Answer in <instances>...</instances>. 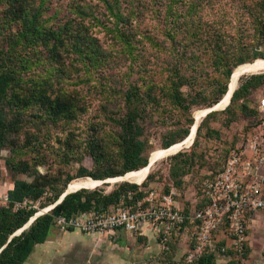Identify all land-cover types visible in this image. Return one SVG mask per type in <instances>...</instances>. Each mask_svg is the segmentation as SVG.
Masks as SVG:
<instances>
[{"label":"trees","instance_id":"obj_1","mask_svg":"<svg viewBox=\"0 0 264 264\" xmlns=\"http://www.w3.org/2000/svg\"><path fill=\"white\" fill-rule=\"evenodd\" d=\"M14 1L20 6L17 12L10 6L14 14L9 13L7 23L18 25L15 36L29 46L19 52L12 46L7 50V59L2 58L0 155L9 135L31 122L37 126L39 119H49L67 124L95 112L105 127L113 124L119 131L110 137L111 142L96 140L89 144L86 152L103 165L111 166L112 158L120 160L124 169L120 173L96 174L81 167L77 178L113 179L148 166L146 145L141 140L146 115L165 105L189 116V126L180 138L167 142L165 149L184 141L195 123L192 111L213 108L228 92L229 86L227 89L222 85L209 94L204 88L208 73L231 81L234 68L245 62L239 51L246 47L257 57V47H264V0H97L95 8L80 13L79 21L70 17L45 19L43 10L49 6V0H40L37 7L29 0ZM148 45L163 53L160 66L150 72L136 63L125 72L118 68L126 57L138 62L141 52L149 53ZM261 86L263 72L247 78L235 91L232 102L247 98ZM184 87L189 88L187 92ZM225 113L231 117L230 124L239 117L251 121L256 112L243 104L238 108L230 106ZM214 115L212 112L208 116ZM201 130L199 127L198 143L205 139ZM254 132L246 130L243 136ZM244 140L242 137L238 143L217 149L218 158L211 153L198 154L196 147L180 152L168 161L164 178L149 174L142 185L166 181L169 187L182 188L190 178L202 197L201 186L209 178L207 173L213 174L211 178L218 175ZM13 168L26 171L22 165ZM138 190L137 185L129 182H123L109 194L87 195L88 189L84 188L67 195L62 203L9 241L38 213L34 205L24 204L36 203L47 195L46 185L16 179L8 191L7 205L0 206V264H24L35 246L46 242L57 216L109 208L120 203L122 196L136 194ZM62 194L64 190L55 200ZM201 207L199 204L197 209ZM230 255L229 264H238L237 254ZM215 258L205 256L198 264H212Z\"/></svg>","mask_w":264,"mask_h":264},{"label":"rangeland","instance_id":"obj_2","mask_svg":"<svg viewBox=\"0 0 264 264\" xmlns=\"http://www.w3.org/2000/svg\"><path fill=\"white\" fill-rule=\"evenodd\" d=\"M29 1L33 4L35 3L36 7L41 2L40 0ZM49 2V6L43 10L44 18L49 19L52 16L53 21L63 19L64 17H70L73 20L79 21L80 13L83 10H89L98 5L97 0H49ZM11 5L14 6L12 11L17 12L18 6H20L19 2L14 0H0V68H3L2 58L7 59L8 48L14 46L16 52H19L21 49L27 50L28 48L26 46H29L25 44L23 40H20L15 36V32L18 30V25H9V23H7L9 13L11 16L14 14L10 12ZM53 21L51 23H53ZM99 36L102 39L104 38V34L102 33ZM147 48L146 52H149L147 55L139 52L140 56L138 57V62H134L132 57H126V61L120 63L118 68L125 72L132 66V64L136 63L137 67L146 66L144 67L146 72H150L152 69L160 66L163 53L161 52L162 54H160L159 52H156L151 49L149 45ZM245 49L246 50L239 51L242 52L241 57L244 56L243 61L245 62L238 66L254 63L257 60H264V47H257V52H260V56L257 57L252 50H248L246 47ZM30 50L31 52H34L33 49ZM139 63H141V65H139ZM238 66L234 68V70L237 69ZM252 75L254 74H244L240 78L237 89ZM215 76V74L209 72L204 79V88L209 94L217 92L222 85H225L228 89L230 79H224L222 76L217 78ZM188 89L189 88L184 87L183 91L187 92ZM263 99L264 86H261L252 90L247 98L244 97L235 102H232L231 99V103L226 108L215 111L214 116L207 115L203 117L199 123V127L202 128L200 135L205 139H201L198 143V136L196 134L193 143L189 147H184L181 151L175 154L158 158L152 167L150 174L160 175L164 178L165 174H168L166 172L168 161L180 152H190L197 148L198 154L211 153L213 158H218L219 156L215 153L216 150L219 148L224 149L227 144L234 143L235 141L238 143L246 130L248 132H254L257 128L259 133H264V112L260 111V102ZM243 104H247L251 110L256 112L252 115L253 118L251 121L239 117L238 119H232V123L229 124L231 117L225 115L227 109L230 106L238 108V106H242ZM205 109L211 108L201 107L195 108L192 111L191 116L194 121L195 113ZM39 114L42 116L41 112ZM95 115H97L95 112H91L82 117L80 116L76 121L67 124L63 122L54 123L49 119H39L37 126H34L33 122H31L29 123L31 125H26V127L19 132L10 134L0 155V206L7 205L8 191L13 188V183L16 179H22L28 182L38 181L39 183L46 185V196L36 203L26 202L24 204V206L30 204L34 205V207L38 209V213H41L43 210H48V208L60 200H55L58 193H61L63 190L65 193L67 189H69L73 180L80 179L77 177L81 167H85L89 172H94L96 174L122 172L124 169L122 161L112 158L111 166L103 165L104 163L101 162L96 163L92 156L86 152V148L89 144L96 140L106 143L111 142L110 137L115 136L119 131V128L113 124H107L105 127ZM188 119L189 116L187 114H183L172 106L165 105L164 107H161L158 112H148L144 123V132L141 137V140H143L146 145L145 157L148 158V162L153 154L166 150L165 145L167 142L171 139L177 140L180 138L182 131L189 126ZM192 128L193 126H191V131ZM257 130H255V132ZM219 137L221 138L220 140H218ZM21 165L26 171H20L13 168V166ZM71 179L73 180L70 181ZM123 182L87 188V195L92 194L93 192L109 194L117 189V187ZM129 183L137 185L138 187L143 186V183ZM186 183L192 184L190 178H187ZM155 187L161 189L164 193L170 192L165 191L166 187L171 190V186L169 187L166 181L155 182ZM81 190L73 191L70 194H75L78 191L81 192ZM128 194L122 196L120 202H123L126 205H132L135 201L142 200L147 196V192L143 189L137 191V193L134 194L136 197H133V199H129L127 197ZM190 195L191 197H194L193 193ZM54 228L55 226L53 229Z\"/></svg>","mask_w":264,"mask_h":264},{"label":"built area","instance_id":"obj_3","mask_svg":"<svg viewBox=\"0 0 264 264\" xmlns=\"http://www.w3.org/2000/svg\"><path fill=\"white\" fill-rule=\"evenodd\" d=\"M260 111L264 112V99ZM242 137L245 142L231 153L223 170L213 178L207 173L209 178L201 186L202 207L191 214L175 205L173 191L152 192L132 205L120 202L109 208L59 215L55 226L61 232L102 237L118 230L136 232L141 223H149L157 230L165 252L186 236L188 249L180 264H198L208 255L231 261L230 252L239 261L247 254L249 218L264 211V133L257 130ZM127 197L133 199L134 194Z\"/></svg>","mask_w":264,"mask_h":264},{"label":"crops","instance_id":"obj_4","mask_svg":"<svg viewBox=\"0 0 264 264\" xmlns=\"http://www.w3.org/2000/svg\"><path fill=\"white\" fill-rule=\"evenodd\" d=\"M142 189L148 195L165 194L155 187V182L138 191ZM171 191L175 205L185 212L194 211L202 201L194 183L185 182L182 188L171 185ZM186 241V236L178 238L165 252L157 230L149 223H141L136 232L118 230L102 237L79 231L61 232L55 226L24 264H180L188 249ZM215 257L212 264L230 262L227 257ZM238 264H264V211L249 218L247 254L239 258Z\"/></svg>","mask_w":264,"mask_h":264},{"label":"bare ground","instance_id":"obj_5","mask_svg":"<svg viewBox=\"0 0 264 264\" xmlns=\"http://www.w3.org/2000/svg\"><path fill=\"white\" fill-rule=\"evenodd\" d=\"M262 72H264V60H257L254 63L244 64V65L238 66V68L235 69L233 72L227 94L224 96V98L217 105L218 110L224 109L229 105V103L232 99V94L234 91H236L238 84H239V81H240V78L244 74H256V73H262ZM208 111H209V109H205V110H200V111L196 112L195 113V123L193 125L192 134L189 135L184 141L179 142V143L173 145L172 147H170L166 150H162V151H159V152L153 154L149 163H154L158 158H163V157H166L168 155L175 154V153L181 151L184 147H189L195 139L196 127L199 125L201 119L203 117H205V115ZM151 169H149V165H148V166H146V167H144L138 171L128 173V174L121 176V177L109 179V181H110L109 184H114L116 182H123V181L141 184L146 180L147 176L151 172ZM102 185H104V184H102ZM102 185H100L98 182H95L91 178H80V179L73 180L69 186V189H67V191L69 193H71L73 191L75 192V191L81 190L83 188H93V187L102 186ZM48 210H49V208H48Z\"/></svg>","mask_w":264,"mask_h":264},{"label":"water","instance_id":"obj_6","mask_svg":"<svg viewBox=\"0 0 264 264\" xmlns=\"http://www.w3.org/2000/svg\"><path fill=\"white\" fill-rule=\"evenodd\" d=\"M256 74H259V73H256ZM234 93H235V91L233 92L232 97H233ZM230 103H231V101H230ZM230 103H229V104H230ZM217 105H218V104H217ZM217 105H215L213 108L209 109V111L206 113L205 116L209 115V114L212 113V112L217 111V110H218ZM198 128H199V125L196 127V130H195V136H196V134H197ZM192 132H193V128H192L191 134H192ZM191 134H190V135H191ZM155 163H156V161H155L154 163H149V169H151V168L154 166ZM147 177H148V176H147ZM91 179H92V178H91ZM93 180H94V179H93ZM94 181H95V182H98L100 185H102V184L105 185V184H109V183H110L109 179H107V180H94ZM116 183H117V182H116ZM69 194H70V193H69L68 191H66V192L61 196L60 200H59L56 204H54L53 206H51V207L49 208V210H44V211L41 212V213H37V214H36V215L30 220V222H29L26 226H24L22 229H20V230L14 235V236H12V237L10 238L9 241H11V239H12L13 237L21 235L25 230H27V229L32 225V223H33V222H34L39 216H41V215H43L44 213H46V212H48V211L54 209L57 205H59L60 203H62L63 200L66 198V196L69 195ZM0 252H1V251H0Z\"/></svg>","mask_w":264,"mask_h":264}]
</instances>
